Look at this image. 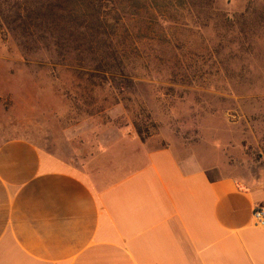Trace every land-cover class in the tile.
Instances as JSON below:
<instances>
[{
    "label": "rangeland",
    "instance_id": "374dc122",
    "mask_svg": "<svg viewBox=\"0 0 264 264\" xmlns=\"http://www.w3.org/2000/svg\"><path fill=\"white\" fill-rule=\"evenodd\" d=\"M89 168L170 147L264 167V0H0V139Z\"/></svg>",
    "mask_w": 264,
    "mask_h": 264
},
{
    "label": "crops",
    "instance_id": "0c3cea01",
    "mask_svg": "<svg viewBox=\"0 0 264 264\" xmlns=\"http://www.w3.org/2000/svg\"><path fill=\"white\" fill-rule=\"evenodd\" d=\"M264 167L237 174L170 147L89 168L0 139V264H264Z\"/></svg>",
    "mask_w": 264,
    "mask_h": 264
},
{
    "label": "built area",
    "instance_id": "2783aa9c",
    "mask_svg": "<svg viewBox=\"0 0 264 264\" xmlns=\"http://www.w3.org/2000/svg\"><path fill=\"white\" fill-rule=\"evenodd\" d=\"M251 216L255 226L264 227V207L254 208Z\"/></svg>",
    "mask_w": 264,
    "mask_h": 264
}]
</instances>
